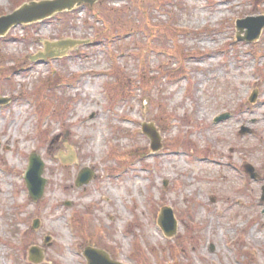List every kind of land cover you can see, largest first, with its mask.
I'll use <instances>...</instances> for the list:
<instances>
[{
	"label": "rangeland",
	"instance_id": "1",
	"mask_svg": "<svg viewBox=\"0 0 264 264\" xmlns=\"http://www.w3.org/2000/svg\"><path fill=\"white\" fill-rule=\"evenodd\" d=\"M32 1L0 0V14ZM144 3L142 15L136 0H99L0 40V264H32L31 248L40 264H86L87 247L120 264H264V29L254 43L235 30L264 16V0ZM150 22L172 31L145 36L156 49L142 38ZM67 39L88 44L29 61ZM33 153L38 202L23 180ZM83 169L93 175L77 188ZM164 207L170 238L157 225Z\"/></svg>",
	"mask_w": 264,
	"mask_h": 264
},
{
	"label": "water",
	"instance_id": "2",
	"mask_svg": "<svg viewBox=\"0 0 264 264\" xmlns=\"http://www.w3.org/2000/svg\"><path fill=\"white\" fill-rule=\"evenodd\" d=\"M97 1L99 0H41L23 4L12 13L0 17V38L5 37L11 29L17 26H27L40 23L56 14L71 12L73 9L81 7L84 4L92 6ZM235 28L237 31L236 39L238 41L253 43L259 39L260 34L264 29V16L248 17L243 20H238ZM241 34H244V37H240ZM86 44H88L87 41L72 39L45 42L43 52L31 57L30 61L38 62L48 59L62 58L69 50ZM255 98V94H252L249 102L253 103ZM6 102L7 100L0 99V104ZM228 117L229 116L226 114L221 115L216 118L214 122H221ZM142 132L151 140V150L157 151L160 148L159 137L154 128L151 125L147 126L144 124L142 126ZM239 133L240 135H244L249 133V130L242 127ZM62 162L72 163V155H70L68 159H62ZM244 169L252 179L257 178V175L253 173L251 166L245 165ZM43 171L44 164L40 157L36 154H31L28 159L27 169L24 173V182L28 190L29 198L33 202H38L44 194L46 181L42 178ZM92 175V172L88 169L81 170L75 180V187L80 188L87 185L90 182ZM38 224L39 222L37 220L34 221L32 229L35 230L38 227ZM158 225L164 235L168 238L176 233L177 223L170 208L164 207L161 209ZM47 240H49V238H46L45 241ZM29 256V261L34 264H39L42 260V256L36 248L30 249ZM83 256L87 264H120L112 261L105 252L90 247L84 250Z\"/></svg>",
	"mask_w": 264,
	"mask_h": 264
},
{
	"label": "trees",
	"instance_id": "3",
	"mask_svg": "<svg viewBox=\"0 0 264 264\" xmlns=\"http://www.w3.org/2000/svg\"><path fill=\"white\" fill-rule=\"evenodd\" d=\"M144 1L145 0H136V4H138L137 6H138V9H143L142 10V15H144V12H145V3H144ZM161 0H153V4L155 5V7H157V3H159ZM149 2H151V1H149ZM152 3V2H151ZM20 4H18L16 7H18ZM15 7V8H16ZM162 7H164V6H162ZM14 8V9H15ZM153 7H148V9H152ZM90 9H88V11H89ZM111 11H109V12H106L107 14H109ZM114 13H115V15L114 16H116V15H118V13H119V11L118 10H115L114 11ZM1 15V14H0ZM120 16H124V15H122L121 14V12H120V14H119ZM69 16V14H67V13H64V14H61V15H58V17L59 18H61V17H65V18H67ZM104 20L106 21L105 23H109L110 24V17L109 16H107V18H104ZM123 24V23H122ZM149 25V26H148ZM145 28H144V31H145V34L143 33V36H142V38H143V40L145 41V39L147 40V38H145V36L146 35H149L148 37H150V38H152V37H155V35L157 34V36H163V35H166L167 33H168V31L170 30L169 28H167V27H165V29L162 31V32H160L161 31V29H163V26L162 25H159V24H156V23H153V22H150V24H148ZM128 30V29H127ZM151 30H155L156 31V33L154 34V33H151L150 31ZM159 31V32H158ZM171 31V30H170ZM169 31V32H170ZM172 32V31H171ZM170 32V33H171ZM161 34H163V35H161ZM113 36H116V37H119V38H117V40L115 39L114 41H119L118 43H120L122 40H120V38H121V36H122V34L121 33H118V34H114ZM109 37V38H108ZM108 37H107V39H110V38H113V37H111L110 35H108ZM164 37V36H163ZM166 37H169V36H166ZM141 38V39H142ZM119 39V40H118ZM146 43H144V45H147V41H145ZM149 45L147 46V49H149L150 47L152 48V49H154L155 47H156V45H157V40H155L154 41V44H152V43H148ZM165 46V45H164ZM156 49V48H155Z\"/></svg>",
	"mask_w": 264,
	"mask_h": 264
},
{
	"label": "bare ground",
	"instance_id": "4",
	"mask_svg": "<svg viewBox=\"0 0 264 264\" xmlns=\"http://www.w3.org/2000/svg\"><path fill=\"white\" fill-rule=\"evenodd\" d=\"M261 106H264V101H262ZM256 121H257V120H255V123H256Z\"/></svg>",
	"mask_w": 264,
	"mask_h": 264
}]
</instances>
